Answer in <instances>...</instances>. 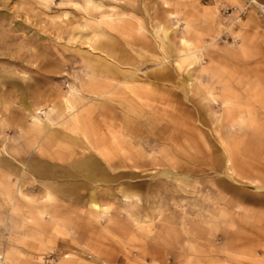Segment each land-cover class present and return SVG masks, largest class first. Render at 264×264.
<instances>
[{"label": "rangeland", "instance_id": "374dc122", "mask_svg": "<svg viewBox=\"0 0 264 264\" xmlns=\"http://www.w3.org/2000/svg\"><path fill=\"white\" fill-rule=\"evenodd\" d=\"M257 3L0 0V264H264Z\"/></svg>", "mask_w": 264, "mask_h": 264}, {"label": "bare ground", "instance_id": "6f19581e", "mask_svg": "<svg viewBox=\"0 0 264 264\" xmlns=\"http://www.w3.org/2000/svg\"><path fill=\"white\" fill-rule=\"evenodd\" d=\"M257 4H259V3H257ZM163 32L165 34L167 33L166 30H163ZM181 43L184 46L190 45L189 42H187L186 40H182ZM69 103H70V101H67V104H69ZM70 108L71 107H69V109ZM73 119L76 120V117H74ZM33 128L35 129V131L37 133L39 132V134H41V133L43 134L47 130V127L46 126H43L37 119L34 122ZM236 159H237L236 156H234L233 154H231L229 151L227 152V160H228V164L230 166V168H229L230 170H233L235 168ZM80 166L81 167H84V168H88L91 171H96L99 168L98 162L95 159H92V158L86 159V161L83 162V163H81ZM93 205H94V207L99 208V205L98 204L94 203Z\"/></svg>", "mask_w": 264, "mask_h": 264}, {"label": "built area", "instance_id": "2783aa9c", "mask_svg": "<svg viewBox=\"0 0 264 264\" xmlns=\"http://www.w3.org/2000/svg\"><path fill=\"white\" fill-rule=\"evenodd\" d=\"M257 5H258L260 11L262 12V14L264 15V4L259 3Z\"/></svg>", "mask_w": 264, "mask_h": 264}]
</instances>
